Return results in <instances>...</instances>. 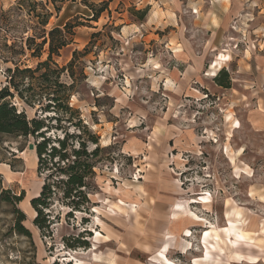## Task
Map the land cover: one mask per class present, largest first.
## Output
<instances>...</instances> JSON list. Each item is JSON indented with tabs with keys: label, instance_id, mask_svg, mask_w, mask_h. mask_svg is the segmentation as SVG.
Here are the masks:
<instances>
[{
	"label": "rangeland",
	"instance_id": "374dc122",
	"mask_svg": "<svg viewBox=\"0 0 264 264\" xmlns=\"http://www.w3.org/2000/svg\"><path fill=\"white\" fill-rule=\"evenodd\" d=\"M103 3L97 21L87 20ZM45 12L52 16L42 27ZM66 23L73 35L51 68L79 52L73 78L65 72L60 80L73 84L69 104L99 136L90 203L68 214L55 202L51 218L59 223L39 231L30 205L42 185L28 149L34 141L0 135V192L24 191L16 208L29 232H17L19 215L0 196V264H164V244L173 264L201 255L218 264H264V0H2L0 89L8 68L44 62L48 41L36 44ZM167 47L204 55L197 97H173L160 84L173 66ZM233 49L250 68L230 59ZM36 77L24 83L37 86ZM13 101L28 119L40 115L37 105ZM170 130L179 137L175 150ZM69 131L82 133L80 126ZM80 241L86 244L76 247Z\"/></svg>",
	"mask_w": 264,
	"mask_h": 264
},
{
	"label": "trees",
	"instance_id": "16d2710c",
	"mask_svg": "<svg viewBox=\"0 0 264 264\" xmlns=\"http://www.w3.org/2000/svg\"><path fill=\"white\" fill-rule=\"evenodd\" d=\"M24 1L26 0H20V2ZM106 8V4L103 3L87 20L96 22L99 13ZM140 14L143 15V12ZM51 16V13L45 12L40 23L42 27L48 24ZM72 29L71 24L66 23L63 29L56 27L49 30L48 40L43 35L42 42L36 44L39 49L48 41L47 59L38 63L34 69H20L18 66L14 69L8 68L7 85L0 89V135L23 139L31 137L34 141L37 158L36 173L40 178L42 177V185L38 195L30 200V205L35 213L33 225L39 231L59 223V218H51V209L55 202L68 208L70 210L68 214L72 211L88 210L89 180L95 176L94 170L101 162L99 155L102 149L99 146V136L82 125L78 111L69 104V91L73 84L67 86L60 80L65 72L73 78L72 69L80 56L79 52H72V59L66 66L51 68L53 56H58L59 51L69 45L70 40L67 35H73ZM30 42H34L33 38L26 39L27 44ZM27 49L31 51V56H35V51L30 45H27ZM35 74H37L34 79L37 86L32 83L26 85L25 77H33ZM216 81L219 86L225 85L218 79ZM16 97L31 108L37 105L40 115L35 114V117L28 119L23 110L17 109L13 101ZM45 113L52 115H44ZM79 126L82 133L75 134L69 131L70 127ZM58 132L63 135L59 136ZM90 143L95 146L91 151H89ZM7 164L11 171L15 172L12 164ZM0 179H2L1 175ZM0 196L12 206L14 213L19 215L16 221L17 232L29 236V232L21 225L25 216L16 208L25 196L24 191L20 190L16 193L10 188L4 189L0 192ZM79 244L80 246L76 247H82L86 243L80 241ZM73 247L69 245V248Z\"/></svg>",
	"mask_w": 264,
	"mask_h": 264
},
{
	"label": "crops",
	"instance_id": "0c3cea01",
	"mask_svg": "<svg viewBox=\"0 0 264 264\" xmlns=\"http://www.w3.org/2000/svg\"><path fill=\"white\" fill-rule=\"evenodd\" d=\"M0 1H2V0H0ZM124 28H126V27H124ZM167 51L170 53L169 56H171V59L173 60L172 61L173 66L171 67L169 74H167V77L162 78V80L160 81V84L162 85V87H165V86L169 87L170 90H167V91H168V93H171V95L173 97L175 96V93H177L176 95H182L185 97H197V95H199V92L193 86H196L197 84L200 85L203 81L202 80L203 78L201 77V73H202V70H204V68H203L204 55L201 53L192 52V50H189L187 48H184V50H172L171 51L170 48L167 47ZM230 52L231 53H228V55L230 56V59L232 56L235 57V59H237V61L239 62L240 67L242 65L241 64L242 62L246 68L251 67V65H252L251 60H249L247 58V56H243L239 51L234 50V49H233V51H230ZM155 56L156 55H153V56H151V58L154 60V58L156 59ZM241 56L243 58H241ZM149 61H150V59L148 60V63H149ZM147 65L148 64H145V65H143V67H147ZM156 71H157V69L153 68V70L151 72H156ZM155 74H157V73H155ZM174 89H176V90L174 91ZM170 132L171 133L168 136L169 137L168 139H169V141H174V150H175L176 149L175 147L178 144L175 139L179 140V137L175 135L173 130H170ZM187 138L190 140L192 139L190 135ZM31 155L35 159V161L37 162L35 151H32ZM175 157L176 156L171 155V161L174 162L176 159ZM4 166L6 168H8L7 165H4ZM24 173H26V170H24V172L22 174H24ZM141 178H143V177H141ZM138 187H140V186H138ZM141 190H142V188H141ZM38 193L39 192H37L34 196H37ZM175 205L176 204H174L172 206V213H173ZM134 207L135 206H131L132 209H134ZM172 213L170 214L171 215L170 219L173 222H177L179 219L174 220L172 218ZM209 229L210 228L206 227V230L203 232H207V231H209ZM185 231H189V230H183V237L190 238L192 236V234H190V236H187L185 234ZM203 232H201V233H203ZM167 236H168V238L171 237V235H167ZM205 243L206 244H204V245H207V243L210 244L211 242H209V240H208ZM183 247H185V246H183ZM183 247H182V249H183ZM161 249H162V251H159V253H160V256L164 260L163 263L164 264H173L164 256V253L168 252L171 249V247L168 244H164ZM187 250H190V249L186 248V251ZM182 253H184L183 250H182ZM218 262H219L218 260L216 261L215 259H212V258L206 259V257L204 255H201V257H199V258L193 259L192 264H218Z\"/></svg>",
	"mask_w": 264,
	"mask_h": 264
},
{
	"label": "bare ground",
	"instance_id": "6f19581e",
	"mask_svg": "<svg viewBox=\"0 0 264 264\" xmlns=\"http://www.w3.org/2000/svg\"><path fill=\"white\" fill-rule=\"evenodd\" d=\"M221 57V56H220ZM217 68V67H216ZM211 69V68H210ZM217 71L215 70V68H213V69H211L210 71H208V76L209 77H213V76H215V73H216ZM202 200H205V201H207V199H208V197L206 196V197H202L201 198Z\"/></svg>",
	"mask_w": 264,
	"mask_h": 264
},
{
	"label": "water",
	"instance_id": "95a60500",
	"mask_svg": "<svg viewBox=\"0 0 264 264\" xmlns=\"http://www.w3.org/2000/svg\"><path fill=\"white\" fill-rule=\"evenodd\" d=\"M28 149L30 150V151H35V146H34V144H28Z\"/></svg>",
	"mask_w": 264,
	"mask_h": 264
}]
</instances>
